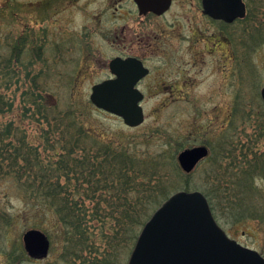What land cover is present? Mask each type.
<instances>
[{
    "label": "rangeland",
    "instance_id": "obj_1",
    "mask_svg": "<svg viewBox=\"0 0 264 264\" xmlns=\"http://www.w3.org/2000/svg\"><path fill=\"white\" fill-rule=\"evenodd\" d=\"M244 2L256 20L264 19V0ZM176 4L181 7L179 13L176 6L165 18L140 21L129 0H0V61L6 45L19 37L28 41V58L33 56L25 66L14 67L16 77L7 74L5 63L0 65V92L14 104L3 121L22 122L29 139L39 143L37 128L22 114L21 92L30 84L25 79L30 73V79L37 78L52 103L59 109L72 106L78 121L105 143L148 137L153 148L168 152L177 163L182 150L209 144L234 115L238 118L234 122L236 136L243 143L255 128L254 116L261 115L264 120L260 96L264 86V44L252 48L246 31L250 28L244 32V24L238 21L226 28L223 38L219 28L199 9L185 6L187 0H176ZM124 27H128L126 39L115 32ZM142 35L149 40L147 53L145 48L138 49ZM231 39L243 46H235ZM131 45V52L143 55L150 70L138 85L144 94V122L133 129L96 109L89 99L91 87L109 77V61L128 54ZM262 141L254 151L263 152ZM202 163L191 174L182 173L179 183L183 186L178 191H185L182 188L187 184L188 191L201 192ZM257 183L264 190V182ZM1 192L8 195V210L17 213L8 231V243L23 248V233L38 229L50 241L47 258L38 264L57 262L63 243L53 214L40 215L25 209L11 185L1 186ZM222 228L231 240L264 257V220L246 219ZM129 255L124 254L120 264H127ZM0 264H6L1 255Z\"/></svg>",
    "mask_w": 264,
    "mask_h": 264
},
{
    "label": "trees",
    "instance_id": "obj_2",
    "mask_svg": "<svg viewBox=\"0 0 264 264\" xmlns=\"http://www.w3.org/2000/svg\"><path fill=\"white\" fill-rule=\"evenodd\" d=\"M238 22L244 24V32L250 28L246 31L252 48L264 44V19L256 20L247 10ZM27 44L19 37L6 45L0 65L6 64L11 78L17 75L16 65L33 61ZM25 79L30 84L22 88V114L37 128L39 143L29 139L22 122L3 121L14 104L0 92V187L15 188L25 209L53 214L63 248L57 262L46 264H120L152 212L183 186L180 168L168 152L153 148L148 137L100 141L78 121L72 106L59 109L37 78L26 73ZM237 119L231 116L229 125L207 144L210 155L200 173L201 193L222 227L264 220V190L257 183L264 182V149L254 151L264 140V120L254 116L255 128L242 143L236 136ZM7 199L1 192L0 255L6 264H38L21 246L8 243L17 213L8 210Z\"/></svg>",
    "mask_w": 264,
    "mask_h": 264
},
{
    "label": "water",
    "instance_id": "obj_3",
    "mask_svg": "<svg viewBox=\"0 0 264 264\" xmlns=\"http://www.w3.org/2000/svg\"><path fill=\"white\" fill-rule=\"evenodd\" d=\"M136 2L143 10L142 0ZM203 8L211 18L226 23L245 16L242 0H203ZM109 67L116 78L92 86L90 102L120 118L127 127L136 128L144 121L140 106L143 94L136 84L148 71L133 58H115ZM262 98L264 101V88ZM208 155L206 146H195L182 150L177 162L185 174H190ZM22 244L33 260L48 256L50 241L38 229L24 232ZM127 264H264V258L226 236L202 193L181 191L164 201L144 224Z\"/></svg>",
    "mask_w": 264,
    "mask_h": 264
},
{
    "label": "flooded vegetation",
    "instance_id": "obj_4",
    "mask_svg": "<svg viewBox=\"0 0 264 264\" xmlns=\"http://www.w3.org/2000/svg\"><path fill=\"white\" fill-rule=\"evenodd\" d=\"M129 2H132L133 6L136 8V13H137L140 21H143V20H146V19H149V18H154V19L165 18V16L167 14H169L173 9H175L176 6L178 7V5L176 4V0H142L141 5H142L143 10H140L139 5L137 4L136 0H129ZM164 6L166 7V9L163 10L162 12H160L161 8L164 7ZM185 6H188V7H190L191 9H193L195 11L199 9L200 13H201V15H203V17H205L208 21H210L212 24H215L216 27L219 28L218 30L220 32V35L223 38L227 35L226 28H227L228 24L223 22V21L216 20V19H213V18L209 17L204 11L203 0H187V5H185ZM178 8H179L178 9V13H179L180 10H181V7L179 6ZM127 29H128V27H124L123 29L120 30L119 33L117 31H115V32H116L117 36L120 35V36H122L123 38L126 39L127 38V33H126ZM117 36L115 35V37H117ZM139 41L141 42V44H139L138 49H140L142 51V49L145 48L146 50L144 52L147 53V51L150 50L149 40L145 41L144 36L142 35L141 37H139ZM141 45H143V46L141 47ZM131 50H132V45L130 46V50H129L128 54H121L119 56H115L110 61H112L115 58H120L122 60H125V59H128V58H133V59L137 60L138 62H140L141 65L143 66V68H145L148 72L143 78H141L137 82L136 87L138 88V85L147 76H149L150 70L146 66L145 57L143 55H142V57L139 56V55H136V54L132 53ZM110 61L108 63L109 73H110V67H109L110 66ZM114 78H115V76L110 74L109 77L106 80L114 79Z\"/></svg>",
    "mask_w": 264,
    "mask_h": 264
}]
</instances>
